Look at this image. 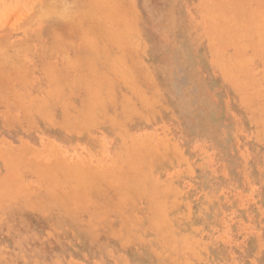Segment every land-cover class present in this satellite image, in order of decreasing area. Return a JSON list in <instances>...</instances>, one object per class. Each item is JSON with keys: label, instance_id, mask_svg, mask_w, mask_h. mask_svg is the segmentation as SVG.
I'll use <instances>...</instances> for the list:
<instances>
[{"label": "rangeland", "instance_id": "374dc122", "mask_svg": "<svg viewBox=\"0 0 264 264\" xmlns=\"http://www.w3.org/2000/svg\"><path fill=\"white\" fill-rule=\"evenodd\" d=\"M111 1L0 0V264H264V0Z\"/></svg>", "mask_w": 264, "mask_h": 264}, {"label": "bare ground", "instance_id": "6f19581e", "mask_svg": "<svg viewBox=\"0 0 264 264\" xmlns=\"http://www.w3.org/2000/svg\"><path fill=\"white\" fill-rule=\"evenodd\" d=\"M110 1H111V0H110ZM88 2H89V1H88ZM108 2H109V1H108ZM56 3H57V2H56ZM109 3H110V2H109ZM111 3H112V1H111ZM113 3H114V2H113ZM113 3H112V4H113ZM84 4H85V3H84ZM103 4H104V3H103ZM114 4H115V3H114ZM48 5H49V3H48ZM48 5H47V6H48ZM68 5H70V4H68ZM86 5H88V4H86ZM101 5H102V3H101ZM102 6H103V5H102ZM44 8H45V7H44ZM44 8H43V9H44ZM90 8H91V7H90ZM94 8H95V7H94ZM99 8H100V7H99ZM229 8H231V7H228V9H229ZM50 9H51V8H50ZM253 9H254V8H253ZM53 10H54V9H53ZM40 11H41V9H40ZM40 11H37V12L41 13ZM95 11H96V10H95ZM42 12H43V11H42ZM84 12H85V11H84ZM89 12H90V11H89ZM93 12H94V11H93ZM98 12H99V11H98ZM66 13H67V12H66ZM108 13H109V12H108ZM231 13H232V12H231ZM109 15H110V14H109ZM121 15H122V14H121ZM253 15H255V14H253ZM44 16H45V15H44ZM50 16H51V15H50ZM118 16H119V15H118ZM83 17H84V16H83ZM89 17H90V16H89ZM103 17H105V16H103ZM222 17H223V16H222ZM78 18H79V17H78ZM87 18H88V16H87ZM110 18H111V17H110ZM225 18H226V17H225ZM225 18H224V19H225ZM243 18H244V17H243ZM255 18H256V17H255ZM261 18H262V17H261ZM123 19H124V17H123ZM123 19H122V20H123ZM219 19H220V18H219ZM222 19H223V18H222ZM224 19H223V21H224ZM118 20H120V19H118ZM76 21H77V20H76ZM116 21H117V20H116ZM219 21H221V20H219ZM225 21H227V20H225ZM225 21H224V22H225ZM77 22H78V21H77ZM106 23H107V22H106ZM116 23H117V22H116ZM244 24H245V23H244ZM76 25H77V24H76ZM230 25H231V24H230ZM233 25H235V24H233ZM82 26H83V24H82ZM235 26H236V25H235ZM238 26H240V25L238 24ZM250 26H251V25H250ZM110 27H111V25H110ZM110 27H109V28H110ZM231 27H233V26H231ZM240 27H241V26H240ZM252 27H253V26H252ZM87 28H88V27H87ZM92 28H93V27H92ZM109 28H108V29H109ZM116 28H117V27H116ZM235 28H236V27H235ZM261 28H262V27H261ZM110 29H111V28H110ZM112 29H114V28H112ZM89 30H90V28H89ZM115 30H116V29H115ZM115 30H113V31H115ZM86 31H87V30H86ZM262 31H263V30H262ZM120 32H121V31H120ZM123 32H124V31H123ZM125 32H126V31H125ZM249 32H250V31H249ZM259 32H260V30H259ZM259 32H258V34H260ZM111 33H112V32H111ZM252 33H253V32H252ZM245 34H246V33H245ZM126 35H127V34H126ZM136 35H137V34H136ZM228 35H229V34H228ZM91 36H92V35H91ZM261 36L263 37V35H261ZM258 37H259V36H258ZM88 38H89V37H88ZM100 38H101V37H100ZM226 38H227V37H226ZM231 38H232V37H231ZM231 38H229V36H228L227 39L230 40ZM116 39H117V38H116ZM118 39H119V38H118ZM134 39H136V36H135ZM138 39H139V37H138ZM138 39H137V41H138ZM243 39H244V38H243ZM262 39H264V37H263ZM127 40H128V39H127ZM88 41H89V40H87V42H88ZM93 41L95 42V39H94ZM93 41H92V42H93ZM123 41H124V40H123ZM129 41H130V40H129ZM230 41H231V40H230ZM92 42H91V43H92ZM126 42H127V41H126ZM260 42H261V40H260ZM70 43H71V41H70ZM103 43H104V42H103ZM27 44H28V43H27ZM95 44H96V43H95ZM129 44H130V43H129ZM134 44H135V43H134ZM256 44H257V43H256ZM238 45H239V44H238ZM103 46H104V45H103ZM88 47H89V45H88ZM104 47H106V46H104ZM122 48H123V47H122ZM23 49H24V47H23ZM91 49H92V48H91ZM105 50H106V48H105ZM94 51H95V50H94ZM107 51H108V50H107ZM252 51H253V50H252ZM96 53H97V52H95V54H96ZM108 53H109V52H108ZM122 53H123V52H122ZM97 55H98V54H97ZM106 57H107V56H106ZM87 58H88V56H87ZM92 58H93V57H92ZM100 59H101V58H100ZM89 60H90V59H89ZM92 61H93V60H92ZM67 62H68V61H67ZM72 63H73V62H72ZM72 63H71V64H72ZM116 63H117V61H116ZM140 63H141V61H140ZM143 63H144V62H143ZM65 64H66V63H65ZM65 64H64V65H65ZM69 64H70V63H69ZM70 66H71V65H70ZM70 66H69V70H70ZM76 66H77V65H76ZM117 66H118V65H117ZM115 67H116V66H115ZM140 67H141V66H140ZM145 67H146V66H145ZM92 68H93V67H92ZM92 68L90 69L91 71H92ZM142 68H144V65H143ZM19 69H20V68H19ZM118 69H119V68H118ZM140 69H141V68H140ZM146 69H147V68H146ZM72 70H73V69H72ZM82 70H83V69H82ZM94 70H95V68H93V71H94ZM143 70L145 71V69H143ZM19 71H21V70H19ZM50 71H51V70H50ZM146 71H148V70H146ZM17 72H18V71H17ZM51 72H53V71H51ZM51 72H50V73H51ZM70 72H71V71H70ZM73 72H74V70H73ZM94 72H95V71H94ZM100 72H101V71H100ZM114 72H115V71H114ZM130 72H131V71H130ZM148 72H149V71H148ZM225 72H226V71H225ZM55 73H56V72H55ZM71 73H72V72H71ZM75 73H76V71H75ZM81 73H82V71H81ZM83 73H84V72H83ZM102 73H103V72H102ZM118 73H119V72H118ZM120 73H122V72L120 71ZM227 73H229V72H227ZM69 74H70V73H69ZM229 74H230V73H229ZM18 75H19V74H18ZM56 75H57V74H56ZM72 75H73V74H72ZM84 75H85V74H84ZM132 75H133V74H132ZM57 76H58V75H57ZM70 76H71V75H70ZM73 76H74V75H73ZM75 76H77V75H75ZM101 76H102V75H101ZM104 76H105V75H104ZM148 76H149V75H148ZM71 77H72V76H71ZM92 77H93V76H92ZM47 78H48V77H47ZM105 78H106V76H105ZM54 79H55V78H54ZM73 79H75V77H74ZM103 79H104V78H103ZM106 79H108V77H107ZM147 79H148V78H147ZM124 80H126V78H125ZM93 81H94V80H93ZM109 81H110V80H109ZM151 81H152V80H151ZM72 82H73V80H72ZM123 82H125V81H123ZM128 82H129V81H128ZM53 83H54V82H53ZM89 83H90V82H89ZM54 84H55V83H54ZM56 84H57V83H56ZM109 84H110L109 86L111 87V83H109ZM55 86H56V85H55ZM57 88H58V87H57ZM69 89H70V88H69ZM136 89H137V88H136ZM110 90H111V89H110ZM50 91H52V89H51ZM59 91H60V90H59ZM100 91H101V90H100ZM100 91H99V92H100ZM135 91L140 92V90H135ZM113 92H114V91H113ZM109 93H110V91H109ZM49 94H50V93H49ZM122 94H123V92H122ZM139 94H140V93H139ZM108 96H109V95H108ZM143 97H144V96H143ZM109 98H110V97H109ZM128 99H129V98H128ZM109 100H110V99H109ZM147 100H148V98H147ZM154 100H155V99H154ZM90 101H91V100H90ZM144 102H145V101H144ZM148 104H149V103H148ZM151 105H152V104H151ZM144 106H145V105H144ZM104 110H105V109H104ZM134 112H136V111H134ZM135 114H136V113H135ZM142 115H143V114H142ZM121 140H122V139H121ZM122 144H123V142H122ZM123 145H124V144H123ZM143 146H144V145H143ZM141 148H142V147H141ZM138 150H139V149H138ZM138 150H137V151H138ZM151 150H152V149H151ZM146 151H147V150H146ZM148 152H149V151H148ZM151 152H152V151H151ZM134 153H136V152H134ZM144 153H145V152H144ZM19 154H20V153H19ZM138 155H140V154H138ZM138 155H137V156H138ZM18 156H19V155H18ZM140 156H141V155H140ZM140 156H139V158H140ZM161 156H163V155H161ZM16 157H17V156H16ZM20 157H21V156H20ZM141 157H142V156H141ZM137 158H138V157H137ZM162 158H163V157H162ZM16 160H17V159H16ZM122 160H123V159H122ZM19 161H20V160H19ZM113 161H114V160H113ZM124 161H125V160H124ZM129 161H131V160H129ZM138 161L140 162V160H138ZM150 161H151V160H150ZM17 162H18V161H17ZM22 162H23V161H22ZM22 162H21V163H22ZM116 162H117V161H116ZM113 163H115V161H114ZM134 163H135V161H134ZM140 163H141V162H140ZM140 163H139V169H138V170H140ZM18 164H19V163H18ZM57 164H58V162H57ZM143 164H144V163H143ZM59 165H60V164H59ZM59 165H58V167H59ZM54 166L56 167V165H54ZM118 166H119V165H118ZM120 166H121V165H120ZM38 167H39V166H38ZM59 168H60V167H59ZM103 168H104V167H103ZM106 168H107V166H106ZM136 168H137V167H136ZM56 169H57V167H56ZM108 169H109V168H108ZM148 169H149V168H148ZM104 170H105V169H104ZM135 170H136V169H135ZM149 170H150V169H149ZM101 171H102V170H101ZM133 171H134V170H133ZM102 172H103V171H102ZM135 172H136V171H135ZM140 172H142V171H140ZM137 173H138V172H137ZM137 173H136V174H137ZM19 174L21 175V173H19ZM103 174H105V173L103 172ZM113 174L115 175V173H113ZM119 174H121V172H120ZM139 174H140V173H139ZM104 176H105V175H104ZM104 176H103V177H104ZM123 176H124V175H123ZM14 177L17 178V176H14ZM103 177H102V178H103ZM106 177H107V176H106ZM114 177H115V176H114ZM18 178H20V177H18ZM107 178H108V177H107ZM112 178H113V177H112ZM121 178H122V176H121ZM144 178H146L145 175H144ZM13 179H14V178H13ZM74 179H75V178H74ZM18 180H19V179H18ZM71 180H72V179H71ZM103 180H105V179H103ZM103 180H102V181H103ZM106 180H108V179H106ZM14 181H15V179H14ZM69 181H70V179H69ZM73 181H74V180H73ZM137 181H138V180H137ZM139 181H140V180H139ZM6 182H7V181H6ZM17 182H18V181H17ZM20 182H21V181H20ZM67 182H68V181H67ZM74 182H75V181H74ZM77 182H78V181H77ZM77 182H76V183H77ZM104 182H105V181H103V183H104ZM106 182H107V181H106ZM111 183H112V181H111ZM155 183H156V182H155ZM157 183H158V182H157ZM2 184L4 185L5 183H2ZM11 184H12V183H11ZM79 184H80V183H79ZM84 184H85V183H84ZM105 184H107V183H105ZM105 184H104V185H105ZM153 184H154V183H153ZM80 185H81V184H80ZM104 185H103V186H104ZM158 185H159V184H158ZM21 186H22V185H21ZM21 186H20V187H21ZM70 186H71V185H70ZM86 186H87V185H86ZM107 186H108V185H107ZM123 186H125V185H123ZM1 187H2V186H1ZM10 187H11V186H10ZM157 187H159V186H157ZM106 188H107V187H106ZM109 188H110V186H109ZM24 189H25V188H24ZM76 189H77V188H76ZM82 189H83V188H82ZM84 189H85V187H84ZM145 189H146V188H145ZM107 190H108V189H107ZM136 190H137V189H136ZM2 191H3V190H2ZM79 191H81V190H79ZM141 191H142V190H141ZM5 192H6V190H5ZM113 192H114V191H113ZM84 193H85V192H84ZM141 194H142V193H141ZM144 194H145V193H144ZM154 194H155V193H154ZM3 195H4V194H3ZM156 195H157V194H156ZM9 196H10V195H9ZM89 199H90V198H89ZM118 199H119V198H118ZM15 200H16V199H15ZM74 201H75V199H74ZM90 201H91V200H90ZM111 201H112V200H111ZM117 201H118V200H117ZM123 201H125V199H123ZM120 202H121V201H120ZM79 203H80V202H79ZM123 203H124V202H123ZM89 204H90V203H89ZM74 207H75V206H74ZM157 207H158V206H157ZM75 208H76V207H75ZM160 209H161V207H160ZM158 211H161V210H158ZM68 212H69V211H68ZM68 212H67V213H68ZM163 214H164V213H163ZM164 216H166V215L164 214ZM102 217H103V216H102ZM165 218H166V217H165Z\"/></svg>", "mask_w": 264, "mask_h": 264}]
</instances>
